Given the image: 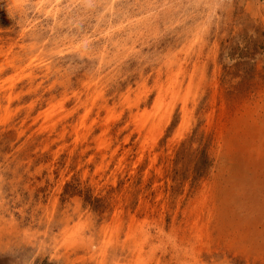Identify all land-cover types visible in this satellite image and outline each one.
<instances>
[{"label": "rangeland", "instance_id": "obj_1", "mask_svg": "<svg viewBox=\"0 0 264 264\" xmlns=\"http://www.w3.org/2000/svg\"><path fill=\"white\" fill-rule=\"evenodd\" d=\"M0 264H264V0H0Z\"/></svg>", "mask_w": 264, "mask_h": 264}]
</instances>
